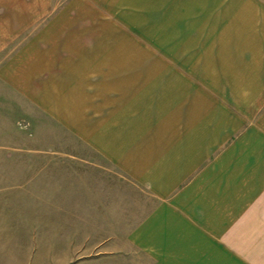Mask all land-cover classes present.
Listing matches in <instances>:
<instances>
[{"label": "crops", "instance_id": "obj_1", "mask_svg": "<svg viewBox=\"0 0 264 264\" xmlns=\"http://www.w3.org/2000/svg\"><path fill=\"white\" fill-rule=\"evenodd\" d=\"M8 122L92 252L264 264V0H0Z\"/></svg>", "mask_w": 264, "mask_h": 264}, {"label": "rangeland", "instance_id": "obj_2", "mask_svg": "<svg viewBox=\"0 0 264 264\" xmlns=\"http://www.w3.org/2000/svg\"><path fill=\"white\" fill-rule=\"evenodd\" d=\"M68 1L53 0V8ZM52 130L41 127L40 133H57ZM31 131L18 123L0 126V264H124L123 254L92 252L98 238L76 237L75 223L66 224L53 211L58 207L50 200L56 199L57 191L45 185H61V176L45 170L48 158L42 151L53 142L27 141ZM90 224L85 235L92 234ZM69 225L72 232L66 230ZM70 233L73 237L67 236Z\"/></svg>", "mask_w": 264, "mask_h": 264}]
</instances>
